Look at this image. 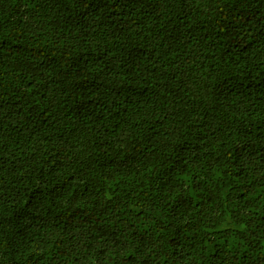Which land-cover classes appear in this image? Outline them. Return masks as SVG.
I'll use <instances>...</instances> for the list:
<instances>
[{"label": "trees", "instance_id": "obj_1", "mask_svg": "<svg viewBox=\"0 0 264 264\" xmlns=\"http://www.w3.org/2000/svg\"><path fill=\"white\" fill-rule=\"evenodd\" d=\"M0 264H264V0H0Z\"/></svg>", "mask_w": 264, "mask_h": 264}]
</instances>
